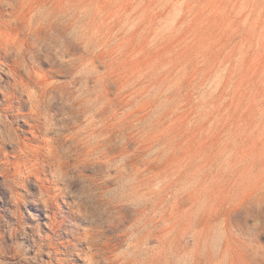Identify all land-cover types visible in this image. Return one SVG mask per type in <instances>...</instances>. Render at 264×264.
I'll return each mask as SVG.
<instances>
[{
    "label": "rangeland",
    "instance_id": "1",
    "mask_svg": "<svg viewBox=\"0 0 264 264\" xmlns=\"http://www.w3.org/2000/svg\"><path fill=\"white\" fill-rule=\"evenodd\" d=\"M0 264H264V0H0Z\"/></svg>",
    "mask_w": 264,
    "mask_h": 264
}]
</instances>
